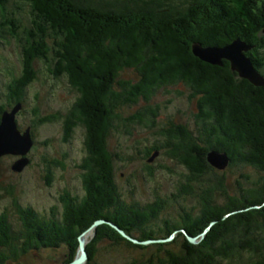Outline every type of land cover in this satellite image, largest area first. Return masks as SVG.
<instances>
[{
	"label": "trees",
	"instance_id": "trees-1",
	"mask_svg": "<svg viewBox=\"0 0 264 264\" xmlns=\"http://www.w3.org/2000/svg\"><path fill=\"white\" fill-rule=\"evenodd\" d=\"M81 1L0 0V42L17 40L22 53L18 76L12 69L3 71L9 91L3 94L0 90V116L14 106L22 107L27 86L39 79L34 63H42L53 78H66L80 93V100L71 106L73 116L65 122V134H70L72 124L85 128L88 152L78 166L86 172V194L80 199L63 198L61 217L53 210L50 216H42L14 199L23 229L17 233L6 214H0V264L31 249L60 244L74 248L79 235L98 219L138 241L177 232L176 238L182 241L179 248H159L156 258L146 264H264V84L258 87L241 78L227 60H222V66L212 65L192 52L195 43L222 48L239 38L251 46L246 55L264 79V1L207 0L208 4L194 5L187 17L173 14L172 8L161 14L112 11ZM24 6L28 7L25 27L18 18ZM127 72L133 78H123ZM178 83L200 95L195 129L184 124L169 126L160 135L161 142L138 153L148 161L164 151L182 163L189 171L183 194H194L197 209L192 213L182 206L179 221L168 218L157 223V211L166 201L141 206L122 199L113 174L114 159L121 158L109 151L107 137L118 127L123 107L141 100L147 103L162 86ZM146 109L141 111L153 117ZM32 115L33 139L37 125L58 119L55 115L40 119L36 107ZM148 120L143 126L155 128ZM211 151L225 154L228 167L240 164L256 169L259 178L254 181L242 175L248 185L230 195L224 176L207 160ZM48 163V168L64 166L56 159ZM145 167L151 174V166ZM217 194L224 196V203L216 201ZM212 221L215 224L207 235L196 243L188 241L186 233L197 236ZM107 227H100L86 246L90 262L98 252L93 245L108 237L105 229L115 234L108 237L113 245L145 248ZM75 253L73 249L64 263L72 261Z\"/></svg>",
	"mask_w": 264,
	"mask_h": 264
},
{
	"label": "rangeland",
	"instance_id": "rangeland-1",
	"mask_svg": "<svg viewBox=\"0 0 264 264\" xmlns=\"http://www.w3.org/2000/svg\"><path fill=\"white\" fill-rule=\"evenodd\" d=\"M81 3L83 5H91L93 3L96 6H101L99 7L101 9L112 11L150 12L152 10L160 14L172 8L169 11L173 14L177 16L182 14V17H187L189 10L194 5H197V7L198 5L202 6V4H208V1L82 0ZM259 3L261 4V2ZM262 4L264 6V3ZM27 9L28 7L24 6L23 10L18 14V18L24 27L28 26ZM247 46L248 49L244 53L245 56L250 58L246 53L249 52L251 46ZM21 59V48L17 40L12 39L6 44L0 42V90L3 94H7L9 91L5 87L6 84L9 85V81L7 77L3 76V71L7 68L12 69L18 76L22 71ZM34 67L39 73V79L27 86L25 102L19 108L18 111L20 112L18 115L16 114L17 127L21 132L26 129L31 130L32 121L35 122L32 115V110L35 107L39 110L40 119L50 115H55L58 119L40 123L34 128V143L27 154L29 162L20 170H12V164L19 159V156L10 154L0 156V214H6L12 229L19 233L23 229L14 199H17L18 204L22 207L29 206L42 216H50L53 210L61 217L65 210L63 198H67V195H70V197H78L80 199L86 194L83 185L86 172L78 168L84 158L88 156L85 145V128L72 124L70 134L68 136L65 134V122L69 121L70 117L73 116L71 106L80 100L81 95L67 83L66 78L64 79L62 76L57 79L53 78L51 72L49 73V69L42 63L35 61ZM122 75L123 78H128L132 76V73L127 72V74L124 73ZM199 100L200 95H195L190 88L181 83L166 87L162 86L154 95L150 96L147 103L141 100L130 108L123 107L122 118L116 124L118 127L110 131V135L107 137L109 151L121 158L120 160L114 159L113 174L115 185L122 199L125 202H136L141 206L151 205L158 199L166 201V206L164 205L163 208L157 211V223H160L163 219L167 221L168 218L174 222L179 221L182 216V206L187 211L191 210L194 213V210L196 211L197 209V198L194 194H183V185L189 184V171L177 159L161 151L146 161L141 158L138 151H143L144 147L150 146L154 142H161L163 139L161 140L160 135L165 134L169 126L175 127L184 124L190 130H194L198 114L200 113L197 108ZM145 107H148L149 111ZM144 109H146L147 113L152 112L153 117L141 111ZM149 118L155 125L153 129L143 126L149 122ZM55 159L63 163L64 166L46 167L49 164L48 161ZM147 164L152 168L151 174L148 173L145 167ZM216 170L224 176L225 190L230 195L236 194V191L240 188H246L248 185L242 175H248L246 177L252 178L254 181L260 176L259 171L256 169L243 167L240 164L231 167L226 165L225 168H216ZM211 176L215 178V176ZM195 191H197L196 188ZM200 191L202 193V190ZM216 197V201L224 203L225 198L223 195L217 194ZM99 220H102V222L94 224V227L85 233V248L103 225H106V227L111 226V228L116 230L111 225L112 223L109 224L104 219H98L97 221ZM214 224L215 221L210 222L197 236H190L187 233L186 235L196 237L197 241H199L207 235ZM110 230L105 229L106 235L114 237L115 234ZM116 232L120 234L118 230ZM176 233L157 241L154 239L143 243L132 241L145 246V248L132 249L113 245L111 238H103L98 244L93 245L98 249L96 258L93 259L94 261L90 262L87 260L83 264H146L153 256L156 258L157 249L159 248L164 249L173 246L174 248H179L182 241L180 238H176ZM182 233L185 234V232ZM120 235L123 236L122 234ZM128 236L130 237V235ZM123 237L126 238L125 236ZM135 240L138 241L137 239ZM188 241L191 242L189 239ZM155 243L164 244V246L159 247ZM73 249L76 250L75 258L79 255L77 245L72 248V246L60 244L57 247H43L31 249L23 254L20 253L19 256L9 258L5 264H63L65 260L71 257ZM153 260L155 259L153 258Z\"/></svg>",
	"mask_w": 264,
	"mask_h": 264
},
{
	"label": "water",
	"instance_id": "water-1",
	"mask_svg": "<svg viewBox=\"0 0 264 264\" xmlns=\"http://www.w3.org/2000/svg\"><path fill=\"white\" fill-rule=\"evenodd\" d=\"M246 49H248V46L239 38L235 39L229 45L222 48L202 47L197 43L192 45L193 54L200 60L218 66H222V60H227L230 63L231 69L236 72L241 78L247 79L249 82L257 86L263 85V77L260 76V74L255 70L252 60L245 56L244 51ZM19 108L20 107L18 106H14L11 110L3 111L0 116V156L7 154L19 156V159H17L12 164L13 171H18L26 164H28L29 158L27 157V154L34 143L29 129L21 132L17 127L16 114ZM207 160L213 167L218 169L225 168L228 163V159L225 154H220L215 151H211L207 154ZM99 222H102V220L93 223L91 227H89L78 237L79 255L76 256L71 262L63 264H83L88 260V254L85 248L86 241L84 242V236H86L85 233L87 231L94 227V224ZM112 226H114V228H116V230H118L120 234L133 242H145L136 241L132 237L126 235L124 231L120 230L115 225ZM181 231L185 232L184 230ZM186 236L191 242H198L196 237H190L189 235Z\"/></svg>",
	"mask_w": 264,
	"mask_h": 264
},
{
	"label": "bare ground",
	"instance_id": "bare-ground-1",
	"mask_svg": "<svg viewBox=\"0 0 264 264\" xmlns=\"http://www.w3.org/2000/svg\"><path fill=\"white\" fill-rule=\"evenodd\" d=\"M204 62V61H203ZM199 63V62H198ZM259 87V86H258ZM229 93V92H228ZM189 96V95H188ZM204 105V104H203ZM257 112V111H256ZM84 240H86V236L84 237Z\"/></svg>",
	"mask_w": 264,
	"mask_h": 264
},
{
	"label": "flooded vegetation",
	"instance_id": "flooded-vegetation-1",
	"mask_svg": "<svg viewBox=\"0 0 264 264\" xmlns=\"http://www.w3.org/2000/svg\"><path fill=\"white\" fill-rule=\"evenodd\" d=\"M79 168V167H78ZM81 170H84V169H82V168H80Z\"/></svg>",
	"mask_w": 264,
	"mask_h": 264
}]
</instances>
